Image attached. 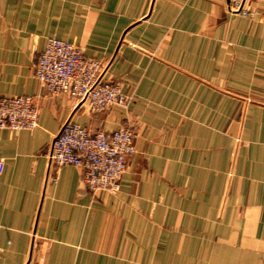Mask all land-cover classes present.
<instances>
[{
  "label": "crops",
  "instance_id": "1",
  "mask_svg": "<svg viewBox=\"0 0 264 264\" xmlns=\"http://www.w3.org/2000/svg\"><path fill=\"white\" fill-rule=\"evenodd\" d=\"M0 0V264H264V0ZM48 37L77 44L134 97L90 111L33 74ZM134 133L115 193L48 166L62 123Z\"/></svg>",
  "mask_w": 264,
  "mask_h": 264
},
{
  "label": "built area",
  "instance_id": "2",
  "mask_svg": "<svg viewBox=\"0 0 264 264\" xmlns=\"http://www.w3.org/2000/svg\"><path fill=\"white\" fill-rule=\"evenodd\" d=\"M231 12L245 15L244 0H229ZM104 64L86 57L77 44L48 37L33 63V74L49 95L66 93L87 103L90 111L120 107L124 111L134 97L117 81L104 78ZM38 111L29 95L0 96V128L11 131L32 129ZM134 133L125 125L111 131H90L71 120L62 123L52 138L45 157L58 169L73 165L81 170L82 181L93 191L115 193L128 159L134 154Z\"/></svg>",
  "mask_w": 264,
  "mask_h": 264
}]
</instances>
